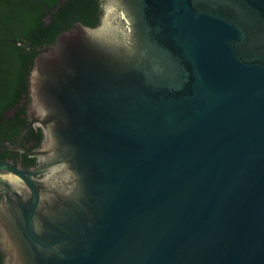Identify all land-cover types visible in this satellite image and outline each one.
<instances>
[{
    "label": "water",
    "instance_id": "95a60500",
    "mask_svg": "<svg viewBox=\"0 0 264 264\" xmlns=\"http://www.w3.org/2000/svg\"><path fill=\"white\" fill-rule=\"evenodd\" d=\"M104 2L34 60L3 264H264V0Z\"/></svg>",
    "mask_w": 264,
    "mask_h": 264
},
{
    "label": "trees",
    "instance_id": "16d2710c",
    "mask_svg": "<svg viewBox=\"0 0 264 264\" xmlns=\"http://www.w3.org/2000/svg\"><path fill=\"white\" fill-rule=\"evenodd\" d=\"M104 5V0H0V113L27 92L39 50L76 23L99 26Z\"/></svg>",
    "mask_w": 264,
    "mask_h": 264
},
{
    "label": "flooded vegetation",
    "instance_id": "af4514ba",
    "mask_svg": "<svg viewBox=\"0 0 264 264\" xmlns=\"http://www.w3.org/2000/svg\"><path fill=\"white\" fill-rule=\"evenodd\" d=\"M31 120L27 79V92L0 113V162L22 165L27 169H35L42 164L41 157L36 153L44 144V132Z\"/></svg>",
    "mask_w": 264,
    "mask_h": 264
}]
</instances>
